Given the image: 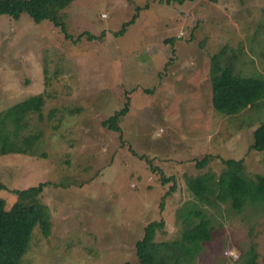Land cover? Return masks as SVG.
I'll return each mask as SVG.
<instances>
[{
    "label": "rangeland",
    "instance_id": "obj_1",
    "mask_svg": "<svg viewBox=\"0 0 264 264\" xmlns=\"http://www.w3.org/2000/svg\"><path fill=\"white\" fill-rule=\"evenodd\" d=\"M61 14L70 34L104 39L76 45L49 21L0 16V114L44 97L43 122L24 120L20 138L39 136L27 154L1 153L0 119V182L18 190L50 182L42 201L52 233L45 238L36 228L23 264H137L136 243L160 219L166 233L156 236V263L245 264L256 244L257 264H264V210L248 206L237 214L229 204H201L186 185L187 177L219 175L221 159H244L248 176L264 175V153L249 150L264 123V98L227 116L211 103L208 76L211 56L226 49L236 73L264 79V0H78ZM171 38L174 44L165 42ZM127 97L122 146L102 123ZM207 155L215 159L199 170L196 161ZM142 157L177 184L163 211L161 197L173 181L163 185ZM0 196L7 209L16 203L7 190ZM193 202L214 224L210 243L185 244L178 212Z\"/></svg>",
    "mask_w": 264,
    "mask_h": 264
},
{
    "label": "trees",
    "instance_id": "obj_2",
    "mask_svg": "<svg viewBox=\"0 0 264 264\" xmlns=\"http://www.w3.org/2000/svg\"><path fill=\"white\" fill-rule=\"evenodd\" d=\"M78 0H0V16L8 15L16 20H20L23 14H27L35 23L43 21L51 22L55 28L60 29L64 40L74 44H79L83 40L95 41L103 40L105 33L95 36L88 32H83L78 37L68 31L66 18L61 14L63 10L70 6L72 2ZM159 6H171L179 4L183 6L187 2L195 0H152ZM216 4L219 0H207ZM147 3L144 6H137L131 21L125 23L116 35H123L126 29L134 24L140 17L143 10L149 9ZM194 39V38H193ZM175 39H167L166 43H173ZM228 50H222L211 56L208 76L210 79L212 99L211 103L217 112L233 117L240 115L248 108H252L257 102L264 98V79L248 78L236 73L232 56ZM130 99L124 108L116 112L113 116L102 123L104 129L119 135L121 145L125 146L123 133L119 124L121 120L130 112ZM44 97H33L5 113L0 114L2 128L5 129L4 139L1 142L2 154H27L29 149L34 147L39 141V136L32 135L25 139L20 136L25 129L28 116L34 115L40 122H43ZM14 131H10V127ZM16 126L18 128H16ZM1 127V123H0ZM3 133L0 134V138ZM9 146L10 149H6ZM132 151V148L130 147ZM250 151L264 153V123L254 132V143L249 148ZM134 153V152H133ZM33 154V153H31ZM151 171L160 175L163 185L173 181V185L161 197L160 211L164 209V202L177 189V184L173 177H166L160 169L152 167L151 161L146 157ZM215 159L213 155H207L196 161L199 170L208 168ZM221 159V158H220ZM223 169L220 174L206 172L195 177H187V189L194 196L196 201L208 206L218 203L229 204L237 213H241L248 206L264 210V175L257 174L254 177L248 176L245 170L244 159H221ZM50 182L40 183L38 186L24 190L10 189L0 182V189L7 190L17 196L16 203L11 209H7V200L0 196V264H23L25 256L29 253L31 242L36 228H39L42 236L49 238L52 233V214L48 205L42 201V195ZM187 212L180 210L179 219L182 220L184 241L186 245L197 243H210L213 240L214 224L206 209H201L197 203L193 202L184 208ZM184 212V213H183ZM197 219L194 221V219ZM165 222L163 219L152 221L147 224L144 236L136 243L137 264H163L156 263L158 246L155 241L157 234L165 235ZM187 254L189 251L185 248ZM257 246L252 244L248 253V260L245 264H257ZM129 264V263H126Z\"/></svg>",
    "mask_w": 264,
    "mask_h": 264
}]
</instances>
